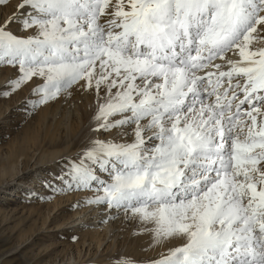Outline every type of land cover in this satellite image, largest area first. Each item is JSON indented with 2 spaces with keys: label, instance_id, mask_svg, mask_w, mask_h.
Masks as SVG:
<instances>
[{
  "label": "snow or ice",
  "instance_id": "1",
  "mask_svg": "<svg viewBox=\"0 0 264 264\" xmlns=\"http://www.w3.org/2000/svg\"><path fill=\"white\" fill-rule=\"evenodd\" d=\"M0 67L27 109L93 98L45 187L162 249L103 264H264V0H0Z\"/></svg>",
  "mask_w": 264,
  "mask_h": 264
},
{
  "label": "rangeland",
  "instance_id": "2",
  "mask_svg": "<svg viewBox=\"0 0 264 264\" xmlns=\"http://www.w3.org/2000/svg\"><path fill=\"white\" fill-rule=\"evenodd\" d=\"M6 11H11V9ZM9 69L0 67V91L4 89L7 79L12 75V69H10L11 71ZM9 72L11 75H7ZM79 98H81V93L74 91L66 102L64 98H61L58 102L40 106L33 111L26 108V102L29 99L27 89L9 97L0 96V158L6 152L17 155L27 147L28 149L24 152L29 155L27 156L28 161L30 159L25 167L21 163L22 158L20 157L18 168L22 172L20 171L12 180H6L0 184V264H103L108 257L117 253H129L141 260L148 261L158 257L162 250L159 247H149V237L136 234L137 225L134 222L125 221L122 215L119 219L105 216V222L98 223L100 228L105 225V227L109 226L108 233L104 228L102 230L99 227L95 228L98 224L94 227H92L93 225L88 226L90 221L86 223L87 225H83L84 221L83 224L78 225L79 222L75 223L76 220L75 222L73 220L76 218L74 211L85 210L84 203L87 204L86 201H79L78 205L73 203L74 200L64 202L60 209L50 210L49 218L46 217L45 209L46 207L51 208L56 196H61L60 199H62L66 194L73 195L78 191H66L56 195L50 193L45 187V182L52 183L54 175L61 170L64 157L68 158L72 155L65 154L53 162L40 164L38 161L40 149L46 152L52 151V144L58 143L59 140L63 141L62 136L66 129V123L71 124L70 129L75 132L72 135H67L70 142L69 149L75 153L73 157L90 137L98 134L90 131V128L88 129L90 126L86 124L84 118L79 119V117H83ZM42 110L48 113L45 119ZM77 112L79 113L77 114ZM76 115H78V120H81L82 126L76 120L77 118H74ZM39 121L40 124H38ZM63 125L65 126L62 127ZM56 139L58 141H54ZM35 146L40 148L39 151H32V147ZM63 147L62 145L58 149ZM25 168L27 169L24 170ZM33 178H40L39 186L32 183ZM33 186H35L34 189ZM16 191L17 193L14 195ZM47 194L53 198L47 197ZM45 195L47 198L44 197ZM94 207L98 208V206L91 205V208ZM98 211L102 216L100 207ZM52 217L55 220H52ZM66 218L69 222L66 224V221L61 226ZM56 224L59 228L56 227ZM73 237L76 239L73 240ZM98 241L101 242L100 246H97L100 243Z\"/></svg>",
  "mask_w": 264,
  "mask_h": 264
},
{
  "label": "bare ground",
  "instance_id": "3",
  "mask_svg": "<svg viewBox=\"0 0 264 264\" xmlns=\"http://www.w3.org/2000/svg\"><path fill=\"white\" fill-rule=\"evenodd\" d=\"M7 11H5V13H6ZM10 70V69H9ZM11 71V70H10ZM11 72H9L7 75H9ZM11 75V74H10ZM78 94V93H77ZM75 95V94H74ZM76 97H77V95H76ZM73 100V99H72ZM78 101H80V109H81V112H82V116L83 117H79V119L80 118H84V120L87 122H85L86 124H88L89 126L92 124V120H91V117H92V115H93V111H94V109H95V105H94V102H93V98L92 97H89L88 96V94H86V93H84V94H82L81 93V98H79L78 99ZM73 102V101H72ZM58 106V105H57ZM45 109V108H44ZM46 110V109H45ZM67 110V109H66ZM43 112H44V110H42ZM47 111V110H46ZM67 112V111H66ZM79 112H77V114H78ZM76 114V113H75ZM74 114V115H75ZM42 115L44 116V119L46 118V116L48 115V113L47 112H44V114L42 113ZM64 115V114H63ZM41 116V115H40ZM65 116V115H64ZM78 115H76L74 118H77L76 120H78V117H77ZM41 119H43V117H40ZM42 121V120H41ZM79 122L81 121V120H78ZM62 123V122H61ZM64 123V122H63ZM75 123V122H74ZM76 123H78V122H76ZM81 123V122H80ZM38 124H40V121L38 122ZM87 125V126H88ZM40 126V125H39ZM65 125H63L62 127H64ZM81 126H82V123H81ZM87 126L85 127V129L87 128ZM57 127V126H56ZM83 127H84V124H83ZM66 129H65V131L63 132V141H58L57 139L56 140H54V141H58V143H56V144H52V146H51V150L52 151H48V152H46V151H42V149H40L39 147H37V146H35V147H32V151L33 152H35V151H39V149H40V151H39V155L40 156H38L39 158H38V161H39V163L40 164H44V163H47V162H53V161H55L57 158L59 159V157L61 156H63V155H65V154H70L69 156H71L72 155V157H73V154H75L74 153V151H72V150H70L69 148H70V142H69V137H67V135H72V133H75L74 131H72L70 128H71V124H67L66 123V127H65ZM90 127H88V129H89ZM81 129V128H80ZM84 129V128H83ZM83 131V130H82ZM88 131V130H87ZM81 132V131H80ZM89 132V131H88ZM47 133V132H46ZM84 133H85V131H84ZM79 135V134H78ZM98 135V134H97ZM74 136V135H73ZM64 146L62 149H58V148H61V146ZM26 149H28L27 147L25 148V149H23L22 150V152H20L19 154H17V155H14V154H12L11 152H6V153H4V154H2L1 155V158H0V184H2V183H4L6 180L8 181V180H12L14 177H16L17 176V174L21 171L22 172V170H19V168H18V164H19V158L21 157L22 159H21V163L23 164V166H25L26 167V165H28V163L30 162V159H29V161H28V159H27V156H29V155H27V153H25L24 152V150H26ZM29 149H31V148H29ZM31 152V151H30ZM29 152V153H30ZM32 156H34V155H32ZM35 157V156H34ZM64 158H66V157H64ZM32 160V159H31ZM33 161V160H32ZM60 164V163H59ZM27 168H25L24 170H26ZM42 174L40 173V176H41ZM45 177V176H44ZM6 178V179H5ZM5 179V180H4ZM32 181V180H31ZM32 183L35 185V184H37L38 186H39V184H40V178H33V181H32ZM31 185V184H30ZM1 186V185H0ZM29 187V186H28ZM34 187L35 186H33V189H34ZM28 190V189H27ZM18 191V190H17ZM17 191L14 193V195L17 193ZM31 192V191H30ZM50 193H51V191H50ZM78 193H79V191H78ZM73 193V195H70L71 193H68V194H66L65 195V197H62V199H60L61 198V196H54L55 197V201L53 202V204H52V206H51V208H48V207H46V209H45V211L47 212L45 215H46V217H48L49 218V215H50V213H49V211L50 210H52V209H54V208H61L60 206H61V204L62 203H64V202H71L72 200H74L75 202H73V203H76V205H78L80 202L79 201H81V202H85V201H87V199L90 197V195H91V193H88V192H86V191H81V193ZM52 194V193H51ZM44 195V194H43ZM56 195V194H55ZM51 198H53V196H51V195H49ZM48 196V194H47V197H49ZM44 197H46V195L44 196ZM46 197V198H47ZM49 197V198H50ZM59 199H58V198ZM57 198V199H56ZM79 202V203H78ZM47 203V202H46ZM78 203V204H77ZM67 204V203H66ZM50 205V204H49ZM63 205V204H62ZM65 205V204H64ZM76 205H74V206H76ZM81 205V204H80ZM66 206V205H65ZM73 206V207H74ZM84 206H86L85 207V210H81V211H79L78 209L77 210H75L74 212H76L75 213V216L74 217H76L75 219H73L74 217H70L71 219H73L74 220V222H75V220H76V222L75 223H77V222H79V224L78 225H80V223H82L83 221H84V224L83 225H85L87 222H89L88 223V226L89 225H93L92 227H94V225H97L98 223H100L101 221H104V219L106 218V217H109V215H108V213H107V211L105 210V209H102L101 208V211H102V213H103V217L101 216V215H99V211H98V208L96 209V207H94V208H91V205H88V204H85L84 203ZM95 206V205H94ZM38 207V206H37ZM50 207V206H49ZM67 207H70V206H68L67 205ZM72 207V208H73ZM93 207V206H92ZM40 208V210H42V208L41 207H39ZM81 208V207H80ZM83 208V207H82ZM91 208V210H89ZM64 209V208H63ZM62 209V210H63ZM67 210H68V208H67ZM89 210V211H88ZM64 211V210H63ZM100 211V212H101ZM73 213V212H72ZM106 214V215H105ZM72 216V215H71ZM78 216V217H77ZM106 216V217H105ZM67 217V216H66ZM47 218V219H48ZM52 220H55V219H53V217L51 218ZM98 219V220H97ZM119 219V218H118ZM121 219V218H120ZM72 220V221H73ZM108 220V219H107ZM67 221V222H66ZM62 222V221H61ZM66 222V224L69 222L68 220H67V218H66V220L64 221V222H62L61 223V226L63 225V223H65ZM73 222V223H74ZM74 223V224H75ZM101 223H103V222H101ZM70 224H72V222H70ZM109 224H110V222H109ZM108 224V225H109ZM57 226L56 227H58V224H56ZM59 225H60V223H59ZM65 225V224H64ZM77 225V224H76ZM75 225V226H76ZM87 225V224H86ZM103 225V224H102ZM107 225V226H108ZM60 226V227H61ZM106 226V225H105ZM105 226H103L102 228H104L105 229V231L108 233L109 232V229H110V227L108 226V227H105ZM111 226V225H110ZM74 227V226H73ZM78 227V226H77ZM98 227H99V224L97 225V226H95V228H97L98 229ZM59 228V227H58ZM69 228V227H68ZM100 228V227H99ZM102 228H100L101 230H102ZM113 231V230H112ZM111 231V232H112ZM105 232V234L107 235V233ZM110 234V233H109ZM106 238V237H105ZM101 241H103V240H101ZM98 242H100V241H98ZM96 244H98L97 242H96ZM100 244H101V242L97 245V246H100Z\"/></svg>",
  "mask_w": 264,
  "mask_h": 264
}]
</instances>
